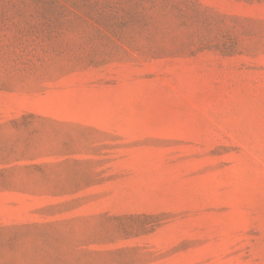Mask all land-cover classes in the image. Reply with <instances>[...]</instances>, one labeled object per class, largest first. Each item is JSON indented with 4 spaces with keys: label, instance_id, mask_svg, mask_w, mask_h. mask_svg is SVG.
I'll return each mask as SVG.
<instances>
[{
    "label": "rangeland",
    "instance_id": "obj_1",
    "mask_svg": "<svg viewBox=\"0 0 264 264\" xmlns=\"http://www.w3.org/2000/svg\"><path fill=\"white\" fill-rule=\"evenodd\" d=\"M0 264H264V0H0Z\"/></svg>",
    "mask_w": 264,
    "mask_h": 264
}]
</instances>
